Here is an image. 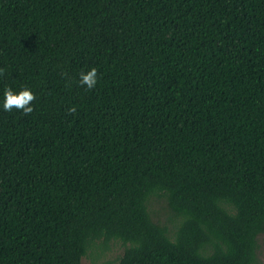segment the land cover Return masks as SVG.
Masks as SVG:
<instances>
[{
    "label": "trees",
    "instance_id": "trees-1",
    "mask_svg": "<svg viewBox=\"0 0 264 264\" xmlns=\"http://www.w3.org/2000/svg\"><path fill=\"white\" fill-rule=\"evenodd\" d=\"M0 69V264H261L264 0H0Z\"/></svg>",
    "mask_w": 264,
    "mask_h": 264
},
{
    "label": "clouds",
    "instance_id": "clouds-1",
    "mask_svg": "<svg viewBox=\"0 0 264 264\" xmlns=\"http://www.w3.org/2000/svg\"><path fill=\"white\" fill-rule=\"evenodd\" d=\"M2 73L3 69H0V74ZM97 76L98 72L96 67H92L87 72L81 71L78 83L81 87H86V90H92L97 84ZM3 95V109L5 111L16 109L21 110L25 115H29L33 112V108L30 105L36 97L29 88L24 87L17 92L11 87H6ZM75 111V107L69 108L70 113H74Z\"/></svg>",
    "mask_w": 264,
    "mask_h": 264
},
{
    "label": "rangeland",
    "instance_id": "rangeland-1",
    "mask_svg": "<svg viewBox=\"0 0 264 264\" xmlns=\"http://www.w3.org/2000/svg\"><path fill=\"white\" fill-rule=\"evenodd\" d=\"M164 204L162 202L156 201L150 206V211L154 214L155 218L160 220H165L167 218V210L163 209ZM261 250L259 253V262L264 264V237L261 239ZM123 252V248L116 245L112 248L111 252L105 254L104 260L105 261H113L116 256L121 255ZM83 264H90L88 259L82 260Z\"/></svg>",
    "mask_w": 264,
    "mask_h": 264
}]
</instances>
